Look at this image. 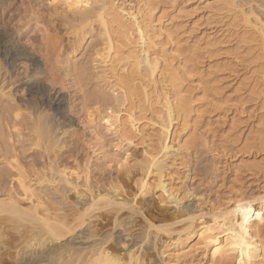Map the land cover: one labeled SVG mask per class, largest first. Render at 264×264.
I'll list each match as a JSON object with an SVG mask.
<instances>
[{
	"label": "bare ground",
	"instance_id": "bare-ground-1",
	"mask_svg": "<svg viewBox=\"0 0 264 264\" xmlns=\"http://www.w3.org/2000/svg\"><path fill=\"white\" fill-rule=\"evenodd\" d=\"M54 1L61 2V10L55 9L51 28H41L39 16H33L17 30L20 34L30 28L31 21L37 22L36 28L43 34L39 43L32 44L34 53L8 44L7 39L14 34L9 36L0 27V58L8 67L6 72L0 70V83L6 79L7 85L16 82L37 100L29 119H24L32 126L31 143L35 151L42 152L45 165L39 169L34 161L29 171L15 141H2L0 133V162L7 164L0 169V264H153L155 254L163 264H179L178 247L195 235L205 240L210 264H256L255 260L264 264V239L252 221L260 213L264 196L238 198L237 194L231 208L217 206L205 212L198 199L192 204L184 202L185 195L165 180L172 159L173 165L181 158L192 169L198 148L209 144L198 132L206 109L212 106L219 110L229 99L224 91L210 85L211 79H204L211 74L202 61V47L189 42L181 45L178 34L162 26L159 6L153 0H140L135 10H127L119 0ZM255 20L264 58V23H259L258 17ZM62 32L74 43L89 33L100 37L96 46L103 45L95 54L102 64V81L110 82L112 91L95 93L96 98H91L103 104L113 101L114 106L106 104V110L96 108L107 131L118 140L117 147L137 145L144 126L157 127L143 158L131 166L127 151L115 176L96 177L89 159L80 166L82 174L76 176L78 170L70 168L59 153L66 147L65 135L81 122L72 115L68 92V87L76 84L67 86L64 81L68 73L76 75L77 66H66L65 40L59 37ZM21 64L23 76L15 79L14 72ZM160 80L164 88L158 91ZM197 80L203 85H194ZM6 87L0 91L11 97ZM86 97V102L91 101ZM6 105L0 104L1 119L17 129L19 107ZM91 112H87L88 118L94 114ZM103 137L93 146L94 152L106 146ZM250 141L245 142V149L254 157L255 133ZM14 174L27 204L12 185ZM190 191L185 190L187 194ZM168 204L170 211L165 212ZM161 235H174V241L166 249L161 247L163 250L158 247Z\"/></svg>",
	"mask_w": 264,
	"mask_h": 264
},
{
	"label": "rangeland",
	"instance_id": "rangeland-1",
	"mask_svg": "<svg viewBox=\"0 0 264 264\" xmlns=\"http://www.w3.org/2000/svg\"><path fill=\"white\" fill-rule=\"evenodd\" d=\"M119 1L127 10H135L140 4V0ZM143 1L145 2V0ZM153 1L159 6L158 16L161 18L162 26L176 35L178 34L177 39L181 45L189 42L202 47V52H204L202 61H204L206 72L209 71L211 74L207 78L205 75L204 79H211L210 85L216 87V91H224L229 98L221 105L222 108H220L221 106L220 109L218 108L219 110L215 107L211 109L212 106L206 109L204 122L198 132L207 137L209 144L206 147L198 148L192 169L187 167V163H183V159L178 158L174 165L172 159L169 161L170 167L165 171V180L171 183L174 189L182 194L181 196L185 195L184 202L187 201V203L192 204V201L194 203V200L198 199L201 209L205 212L217 206L223 209L231 208L237 194L239 195L238 198L264 196V58L261 55L262 38L256 32L259 25L255 20L258 17L259 23H264V0ZM60 6L61 2L54 0H0V27L7 32V35L14 34V38L7 39L8 44L13 43L19 50L34 53L32 44L39 43L43 34L36 28L37 22L31 21L30 28L25 32L17 34V30L33 16H39V23L37 24L41 28H51L50 21L55 18L53 13L56 8L60 9ZM241 9L249 18L248 24L244 21L245 16L240 12ZM162 31L166 35L165 30ZM62 34L64 35V32ZM62 34L59 37L62 36L65 40L63 49L67 50L65 55L66 66L69 65L67 67L72 68L77 66L78 72L80 70L82 72L77 74L75 68L74 73L76 75H72V71L64 79L66 84L69 83L67 86L76 84L74 87L69 86L68 89L71 88L68 92L73 106L72 115L76 118L80 117L81 122L72 127L65 135L66 147L59 153H63L70 168L78 170L76 176L82 174V169L84 170L82 167L88 159L91 161L89 165L92 174L96 177L109 173L115 176L119 170L120 164L118 162L124 161L127 151L129 152L128 162L131 166L143 158L145 146L155 136L156 129L154 128L157 127L153 125L144 126L142 134H139L136 139L137 145H123L118 148V140L107 131L101 121L102 115L97 113V108L101 106L105 108L107 104L112 107L113 101L103 104L102 101L97 103L91 98L95 96V93L106 94V91H112L110 82L102 81L104 74L102 64L95 54V51L101 49L103 45L96 46L97 43L95 42H99L100 37L92 36L89 33L84 40L74 43L70 35L63 36ZM93 43L95 44L93 45ZM167 47L170 48L169 45ZM35 55L39 54L35 53ZM20 66L22 67H17L14 72L15 79L23 76L20 74L23 65ZM0 70L2 73L8 71L5 61L1 58ZM16 76L18 77L16 78ZM7 81L8 79L1 82L0 87L7 86L5 90L12 95L6 97L0 91V104L10 106L12 103L16 105L19 107L16 112L21 113V117L18 118L20 124H17L16 129L13 124L4 121L0 116L2 141L5 142L9 138L11 143L15 141L19 148L18 154L21 150L20 159L27 164L26 168L29 171L32 170V167L29 166H32L34 161H38L37 167L43 169L45 165L42 152L35 151L33 143H31L32 137H34L30 130L32 126L28 125L27 120L24 119L27 117L29 119L31 108L36 105L37 100L31 98L18 83L7 85ZM202 81L204 83V80ZM160 82L158 91L164 88L162 80ZM196 84L203 85L199 81L194 83V85ZM198 90V88L195 89V91ZM93 93L94 95H92ZM86 96L91 101L86 102ZM95 102L97 105H94ZM88 111L94 112V114H91L93 112L90 113L89 118ZM75 113L77 114L75 115ZM96 133L99 135L97 136ZM253 133L257 135V154L254 157L245 149V142L250 144ZM102 134L106 146L94 152L93 146L98 143ZM238 138L241 140H237ZM6 142L10 143L9 141ZM6 165V161L0 162V169L5 168ZM187 176L192 177L188 178ZM13 178L12 185L16 186L15 189L23 204H27L28 201L23 198V189L16 179L17 175L14 174ZM152 178L151 180H154V177ZM76 181L80 185V178ZM187 188L191 190L190 194L185 192ZM71 194L74 197V194ZM170 206L171 204L164 205L165 212L170 211ZM156 212L154 211L155 215ZM252 221L264 239V204L260 206L259 215ZM5 234H9V232ZM162 236L159 237L161 239L158 238L161 244V246L158 244L160 250L168 246L171 240L174 241L172 239L174 235L172 238L169 236L162 238ZM175 254L181 256L179 264H210L209 257L206 255L205 240L200 235L193 236L179 246ZM152 257L153 264L155 262L156 264H163V259L159 260L156 254V261L154 255ZM231 258L229 257L230 260ZM171 259L172 263H175V259L173 257ZM223 259L220 258L222 261L226 260ZM255 263L257 264L256 260Z\"/></svg>",
	"mask_w": 264,
	"mask_h": 264
}]
</instances>
